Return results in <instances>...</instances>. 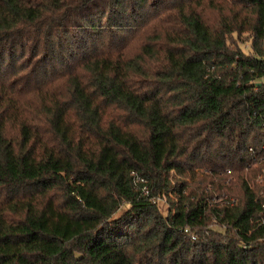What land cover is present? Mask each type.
<instances>
[{
  "label": "trees",
  "instance_id": "obj_1",
  "mask_svg": "<svg viewBox=\"0 0 264 264\" xmlns=\"http://www.w3.org/2000/svg\"><path fill=\"white\" fill-rule=\"evenodd\" d=\"M263 202L264 0H0V264H264Z\"/></svg>",
  "mask_w": 264,
  "mask_h": 264
},
{
  "label": "built area",
  "instance_id": "obj_2",
  "mask_svg": "<svg viewBox=\"0 0 264 264\" xmlns=\"http://www.w3.org/2000/svg\"><path fill=\"white\" fill-rule=\"evenodd\" d=\"M216 199V198H215ZM222 199V198H221ZM221 199H216L217 201H219V200H221ZM262 209H263V211H264V202H263V204H262ZM185 232H189V229H185ZM192 239H196V236L194 235V234H192Z\"/></svg>",
  "mask_w": 264,
  "mask_h": 264
},
{
  "label": "rangeland",
  "instance_id": "obj_3",
  "mask_svg": "<svg viewBox=\"0 0 264 264\" xmlns=\"http://www.w3.org/2000/svg\"><path fill=\"white\" fill-rule=\"evenodd\" d=\"M246 45V46H245ZM244 45V47H247L248 45H250L249 43H247V44H245ZM161 205H162V209L165 211L166 209H167V205H165V204H162L161 203Z\"/></svg>",
  "mask_w": 264,
  "mask_h": 264
}]
</instances>
